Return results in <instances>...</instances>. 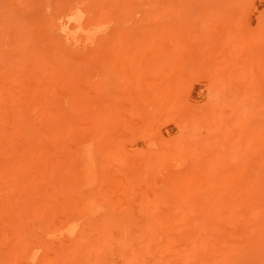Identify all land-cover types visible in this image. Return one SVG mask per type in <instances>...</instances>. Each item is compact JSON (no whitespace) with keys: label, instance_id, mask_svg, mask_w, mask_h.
<instances>
[{"label":"rangeland","instance_id":"rangeland-1","mask_svg":"<svg viewBox=\"0 0 264 264\" xmlns=\"http://www.w3.org/2000/svg\"><path fill=\"white\" fill-rule=\"evenodd\" d=\"M0 264H264V0H0Z\"/></svg>","mask_w":264,"mask_h":264}]
</instances>
